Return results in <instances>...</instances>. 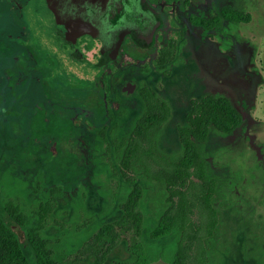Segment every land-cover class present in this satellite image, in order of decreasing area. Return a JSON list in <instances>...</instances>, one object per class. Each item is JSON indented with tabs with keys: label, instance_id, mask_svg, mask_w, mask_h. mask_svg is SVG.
Here are the masks:
<instances>
[{
	"label": "rangeland",
	"instance_id": "1",
	"mask_svg": "<svg viewBox=\"0 0 264 264\" xmlns=\"http://www.w3.org/2000/svg\"><path fill=\"white\" fill-rule=\"evenodd\" d=\"M156 7L165 19L157 32L156 51L142 61L131 59L123 51L98 72L116 81L115 122L102 117L96 125L92 117L78 115L80 126L87 128L81 140L72 138L68 143L46 138L34 144L32 156H25L24 139L11 128L12 115L2 114L0 213L27 246V228L13 222L5 203L18 204L31 222L29 226H33L44 203L54 199L39 231L47 241L42 248L45 255L53 264H95L93 256L88 258L89 252L95 246L102 250L105 246L97 243L89 249L88 245L117 217L119 202L131 190L114 169V160L96 128L107 124L106 134L115 137L130 131L142 112L139 89L146 84L171 109L170 118L156 134V149L176 157L181 153L176 126L184 122L190 100L207 94L224 96L242 120L235 119L227 133L211 127L205 140L198 142L209 173L217 179L214 205L219 222L209 264H264V0H159ZM222 8L234 10L232 14L224 11L233 19L224 20L219 29H206ZM12 15L18 17L16 8ZM43 15L51 18L47 11ZM74 25L71 29H77ZM78 28L86 32L83 26ZM23 36L32 38L34 44L35 37L28 31ZM169 40L175 43L174 57L165 67H159L155 56ZM27 50L35 60L41 57V49L35 51L28 46ZM79 62L80 68L90 65L87 60ZM51 74L72 87L86 86L56 66H52ZM129 81L136 86L123 94L121 88ZM25 84L23 78L13 95L8 87H0L4 92L1 106L15 108V96L23 92ZM42 95L48 96V92L42 91ZM65 149L71 153V164L61 161ZM139 180L147 189L143 234H122L102 264L146 263L141 257L146 246L157 248L150 261L171 262L173 248L169 245L177 235L167 231L164 220L154 227L162 205L161 187ZM166 246L169 252L159 249ZM135 253L140 256L138 262Z\"/></svg>",
	"mask_w": 264,
	"mask_h": 264
},
{
	"label": "trees",
	"instance_id": "2",
	"mask_svg": "<svg viewBox=\"0 0 264 264\" xmlns=\"http://www.w3.org/2000/svg\"><path fill=\"white\" fill-rule=\"evenodd\" d=\"M226 10L234 13L232 9L218 10L212 24L205 28L219 29L224 20L233 19V16L224 13ZM174 54L175 43L169 40L165 47L159 48L155 62L159 67H165ZM149 55L144 52L141 59L144 60ZM87 61L90 65L76 69V73L81 79H91L93 86L75 88L52 78L55 88L51 89L50 85H46L51 96L44 101L34 92L31 112L24 111V96L19 97V106L16 109L11 107L9 111L0 112V117L2 114L12 115L9 120L11 128L24 139L25 156H32L34 144L46 138H59L62 142L70 138L81 140L87 128L80 126L78 115L92 117L96 125L100 124L102 117L109 123L116 121V81L111 80L110 76L105 78L98 75L105 65L97 66ZM139 96L143 102L142 112L126 134L120 137L107 135V124L96 128L100 139L106 144V150L115 161H112L114 169H117V173L125 179L131 190L119 202L117 217L88 245L92 249L95 244L101 243L105 246L104 249L95 246V250L89 252L88 258L93 256L95 264H102V260L120 242L122 234H143L147 221L144 207L147 189L139 180L142 178L147 183L155 182L161 187L162 205L154 227L164 220L167 222V231L177 235L172 245H169L173 248L169 253L171 262L209 264L219 222L218 211L214 205L217 179L209 173L206 158L198 142L205 140L211 127L227 133L235 119L242 120V115L224 96L207 94L191 99L184 122L176 126L181 153L170 157L156 149V134L171 116L169 105L146 84H142L139 89ZM63 154L61 161L71 164L73 158L70 151L65 149ZM50 200L44 203V210L33 226H29L31 222L18 204L12 201L5 203L4 209L13 222L18 227L27 228L28 245L23 244L17 231L0 213V264H53L42 250L47 241L39 235L43 221L52 211L51 202L54 199ZM34 240H37V244ZM167 247L159 249L169 252ZM156 250V247L146 246L141 255L142 259L147 263L150 261L149 256ZM135 255V262H138L140 256L136 253Z\"/></svg>",
	"mask_w": 264,
	"mask_h": 264
},
{
	"label": "flooded vegetation",
	"instance_id": "3",
	"mask_svg": "<svg viewBox=\"0 0 264 264\" xmlns=\"http://www.w3.org/2000/svg\"><path fill=\"white\" fill-rule=\"evenodd\" d=\"M166 1L172 3L177 0ZM139 2L143 10L151 12L152 15L158 13L162 19V25L155 31L153 47H141L137 45L130 35H126L117 58L109 63L116 61L123 51H127L126 54L136 61H142L141 55L144 52H148L151 55L156 51L157 32L161 30L165 22L163 14L156 7L159 0H140ZM15 8L18 10L17 18H14L12 15L15 12ZM45 11L50 14V19L43 15ZM73 25L77 29H71L74 28L72 27ZM80 26L86 29L84 34V30L80 32L78 28ZM26 31L30 33L31 37H35L34 44L32 43V38H24L23 34ZM92 34L93 28L79 20H73L67 27L61 30L59 19L49 9L46 0H0V87H8L13 95L15 94L13 89L24 78L26 84L22 89L23 92L19 91L15 98L24 96L22 102L24 111L31 112L33 93H38L41 99L46 101L51 96L50 92L46 89V85H50V88L53 89L55 88V84H52V78L56 82L60 81L58 76L51 74L52 66H56L58 70L62 69L66 75H71L77 80L86 83V86H83V88L93 86L94 82L91 79H81L76 73V69L80 68L79 61L88 59L75 56L72 53L76 43L85 40ZM28 46H33L35 51L41 49V57L38 60L32 57L31 53L27 50ZM151 51L153 52L150 53ZM48 69H50L49 73L47 72ZM68 86L70 85L68 84ZM42 91H47L48 96H43ZM121 91L127 94L122 88ZM1 92L0 112L9 111L10 107L3 108L1 106L2 98H4V92ZM19 101L20 98L16 101V108L19 106ZM56 139L58 140L59 138ZM70 139L66 142L70 143Z\"/></svg>",
	"mask_w": 264,
	"mask_h": 264
},
{
	"label": "water",
	"instance_id": "4",
	"mask_svg": "<svg viewBox=\"0 0 264 264\" xmlns=\"http://www.w3.org/2000/svg\"><path fill=\"white\" fill-rule=\"evenodd\" d=\"M140 0H46L47 6L59 19L60 29L73 20L93 28V34L74 45L73 55L86 58L97 66L117 58L126 35L137 45L152 47L155 31L162 25L161 16L143 10ZM136 84L126 82L122 90L130 93ZM146 264H173L163 259Z\"/></svg>",
	"mask_w": 264,
	"mask_h": 264
}]
</instances>
